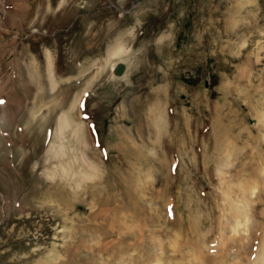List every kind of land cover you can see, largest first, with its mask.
<instances>
[{
    "label": "rangeland",
    "instance_id": "1",
    "mask_svg": "<svg viewBox=\"0 0 264 264\" xmlns=\"http://www.w3.org/2000/svg\"><path fill=\"white\" fill-rule=\"evenodd\" d=\"M16 2L0 264H262L264 0Z\"/></svg>",
    "mask_w": 264,
    "mask_h": 264
},
{
    "label": "bare ground",
    "instance_id": "2",
    "mask_svg": "<svg viewBox=\"0 0 264 264\" xmlns=\"http://www.w3.org/2000/svg\"><path fill=\"white\" fill-rule=\"evenodd\" d=\"M13 2L14 3H12V1L8 2L7 0H0V10L6 11V9H8V11L15 13L18 9H20L21 6H19V3H17L16 0H14ZM46 9H47V11H50V9H51V3L50 2L46 5ZM3 55L0 52V150L3 147L2 123L5 124V122L7 121L9 109L13 106L17 107V103H15L8 96L7 81H8V75H9V68H8L9 64L4 59ZM33 63L35 65L32 66V69L33 70L34 69L39 70V67L36 64V62H33ZM113 69H114V66H113ZM38 74H39V72H38ZM48 76H49V80H51V88L53 89L56 86V78H55L56 75H54V73H53V63H52L51 55H49V57H48ZM33 102H35V99ZM36 109H37V106H36ZM36 112L37 111H35L33 113V118L31 117L32 119H34V117L36 116V114H37ZM60 125H61L60 129H59L60 131H58V132L63 134L62 136H64V134H66L68 129H70V125H71V118H70L69 111H68V114H66V112H65V114H63V116L60 118ZM63 139H64V137H63ZM55 141L53 142L52 148L55 144ZM262 250L264 251V247ZM260 259H261V263L264 264V252H263Z\"/></svg>",
    "mask_w": 264,
    "mask_h": 264
}]
</instances>
